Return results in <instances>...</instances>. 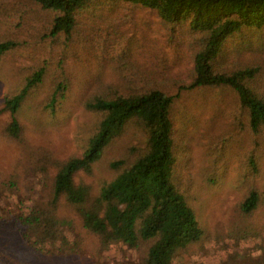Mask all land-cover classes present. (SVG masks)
Listing matches in <instances>:
<instances>
[{
    "label": "trees",
    "instance_id": "1",
    "mask_svg": "<svg viewBox=\"0 0 264 264\" xmlns=\"http://www.w3.org/2000/svg\"><path fill=\"white\" fill-rule=\"evenodd\" d=\"M18 51L31 64L0 109L10 117L9 138L20 137L16 114L45 83V109L54 113L78 92V103L96 117L80 154L57 162L46 204H26L17 216L21 239L33 251L69 250L68 224L56 214L60 198L102 247L143 245L144 264H172L198 242L202 229L180 178L176 139L185 129H177L175 109L191 94H232L252 147L244 177L258 171L264 0H0V61ZM132 123L143 134L142 152L112 161L114 177L93 196L75 175L90 173ZM255 182L238 204L243 217L264 200Z\"/></svg>",
    "mask_w": 264,
    "mask_h": 264
},
{
    "label": "rangeland",
    "instance_id": "2",
    "mask_svg": "<svg viewBox=\"0 0 264 264\" xmlns=\"http://www.w3.org/2000/svg\"><path fill=\"white\" fill-rule=\"evenodd\" d=\"M24 54L18 51L0 61V109L31 64ZM21 69L25 70L20 74ZM47 94L45 83L31 92L17 112L18 140L6 134L9 114H0V259L5 264H144L143 245L102 247L97 235L82 228L74 207L64 198L56 214L68 224L69 250L51 247L35 252L23 243L17 221L20 211L26 204H46L57 162L78 156L96 123V117L78 103V92L54 113L44 108ZM233 98L228 91L200 92L176 106L177 129H185L176 136L180 178L202 237L178 252L172 264H264V200L250 216L243 217L238 210L253 180L264 198V144L257 149L258 171L248 180L244 176L250 172L247 158L252 147L246 119L236 112ZM142 148L141 129L129 124L92 171L78 172L74 180L88 186L95 196L115 175L110 163L136 157ZM9 181L14 187L6 186Z\"/></svg>",
    "mask_w": 264,
    "mask_h": 264
}]
</instances>
